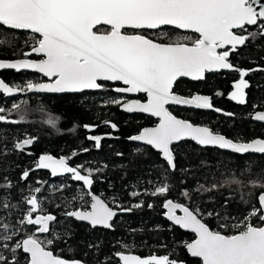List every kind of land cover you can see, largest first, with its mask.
<instances>
[{
  "label": "snow or ice",
  "instance_id": "obj_1",
  "mask_svg": "<svg viewBox=\"0 0 264 264\" xmlns=\"http://www.w3.org/2000/svg\"><path fill=\"white\" fill-rule=\"evenodd\" d=\"M181 32L192 35H180ZM259 42H264L262 0H0V51L7 49L10 54L0 55V73L30 70L42 77L17 82L7 81L0 75V96L142 93L143 101L127 100L121 95L110 97L104 104L157 118L154 126L144 127L127 139L156 151L163 161L158 180L147 181L151 190L131 192L137 199L128 205L117 196L106 200L94 191L97 174L103 169L73 165L71 159L78 155L75 151L70 156L38 155L32 167L21 169L16 181L7 174L0 175V264H88L85 258H69L63 254L60 244L67 245L73 233L70 228L57 231V225L74 220L85 222L90 230H114L120 213L155 206L138 199L142 194L162 197L161 206L166 210L167 220L194 234L195 238L184 241L182 247L195 259L188 261L175 255V250L141 257L133 254L128 245L120 246V241L115 250L101 256L102 241L94 239L87 248L97 264H264V179L259 175L249 184L262 191L256 194L255 204L244 201L249 207L239 217L228 214L221 217L215 210L205 213L199 206L168 197L173 187L168 176L177 171H192L178 167L176 146L183 141L229 150L246 157L249 168L253 161L259 164L264 159V133L250 140L239 135L229 138L207 125L178 117L169 107L187 106L235 118V113L214 105L215 97L225 95L222 91L210 96L192 94L189 90L190 94L184 96L176 86L182 78L205 81L208 74L227 70L237 74L227 98L238 105H247V90L264 88V83L253 85L247 77L257 72L264 74V64L250 60L255 66L242 68L231 57L237 55L239 59L240 50L249 45L264 50V43ZM20 111L21 102L13 100L10 106L0 103V125L25 122L23 114L19 118L13 115ZM242 119L264 125V102L253 103L251 112ZM46 123L57 128L59 117L49 115ZM104 124L119 130L112 121L106 120ZM82 127L92 132L97 125L83 124ZM105 137L119 139L111 133L88 135L86 139L94 142L93 147L99 150ZM3 139L0 133V140ZM38 139L30 134L17 137L11 151L35 155L31 147ZM133 151L142 150L137 147ZM8 152V146L4 145L0 155ZM36 170H47L51 177H66L73 184L61 181L49 186V181L38 180L29 186L30 176ZM2 171L7 173L8 169ZM180 183L183 185L186 181L181 178ZM233 183L240 185L242 181L233 175L210 187L197 182L194 189L183 187L180 195L192 201L193 194L215 191ZM229 199L225 198L222 207H228ZM49 204L60 209L59 213L52 212L46 206ZM205 215L220 217L221 223L212 228L205 221ZM229 220L235 222L229 224ZM89 252L83 253V257Z\"/></svg>",
  "mask_w": 264,
  "mask_h": 264
},
{
  "label": "trees",
  "instance_id": "obj_2",
  "mask_svg": "<svg viewBox=\"0 0 264 264\" xmlns=\"http://www.w3.org/2000/svg\"><path fill=\"white\" fill-rule=\"evenodd\" d=\"M180 35L192 34L180 33ZM240 54L239 59L237 55H233L231 60L242 68L254 67L255 65L250 60L264 64V60H261V57H264V50H259L253 45L241 49ZM0 55L7 57L10 54L7 49H4L0 51ZM0 75L7 81L20 82L25 79H36L29 74H16L11 71H4ZM236 78L237 74L234 72L219 73L208 75L205 81L198 83L181 80L176 86L178 93L184 96L190 94L189 90L192 94L199 92L210 96L216 91H222L225 95L215 97L214 105L235 113V118L186 109L170 108V110L178 117L189 118L194 122L207 125L229 138L235 139L239 135L244 140H250L253 137H258L264 133V125L242 119V117L251 112L253 103L259 105L264 102V88L252 87L247 90L248 104L238 105L227 98V93L231 91V83ZM247 79L253 85L264 83V74L257 72ZM111 96L114 97L112 92L59 97L20 95L13 99H5L0 96V103L6 106H10L13 100L21 102V111L13 115L15 118H19L20 114L25 116V122L20 125H0V133H3L5 137L0 140V151H3L4 145H7L9 149L8 155H0V175L7 174L13 181H16L21 169L32 167L38 155L50 153L56 157L70 156L75 151L78 155L72 157L73 165L84 164L85 167L103 169L101 173L97 174L94 191L106 200L117 196L125 205L134 203L137 198L132 197L130 193L133 191L143 193L145 189L150 191L151 185L147 181L158 180L162 171L160 165L163 164V161L151 148L145 149V146L129 143L127 137L137 134L144 127L153 126L155 122L148 117L122 114L118 110V106L115 105L106 106L104 101ZM140 99L143 98L140 97ZM23 101H27V104H24ZM49 115L59 117L57 128L47 125L46 120ZM106 120L116 123L119 130L114 131L109 125H105L104 121ZM83 124H95L97 127L94 131L89 132L82 127ZM108 133H111L112 137H119V139L105 137L99 150L93 147L94 142L86 139L88 135L103 136ZM29 134L39 138L38 142L31 147V151L35 155H21L12 152L11 147L14 139ZM137 147L141 148L140 153L133 151ZM84 148H88L89 151L83 152ZM117 152H122L124 155L117 156ZM176 158L179 168H188L192 171L190 173L177 171L168 176L169 182L173 185L168 197L181 203L199 206L205 213L215 210L220 213L221 217L225 214L239 217L249 207L244 201L255 204L256 194L262 191L260 188L251 187L249 181L257 175L264 179V171H262L264 159L259 164L253 161L249 168L245 164L246 157L224 153L217 149H201L190 142H182L176 146ZM105 164L106 168H104ZM3 169H8L7 173L3 172ZM233 175L242 181L240 185L226 184L215 191L193 194L192 201H186L180 195L183 187L194 189L198 186L197 182L210 187L213 183H223L226 178ZM181 178L186 181L183 185L180 183ZM38 180L49 181V186L53 183L59 184L61 181L73 184L66 177L54 178L49 175L47 170H36L30 176L28 185L32 186L33 182ZM226 197H230V199L228 207L224 208L222 205ZM53 199L57 198L53 197ZM138 199L155 206L153 208L145 206L135 209L131 213H121L115 220L114 230H90L88 226L78 224L74 220L57 225V231L70 228L73 233L67 245L60 244V248L64 249L63 254L69 258L73 256L85 258L88 264H97L96 258L87 248V244L95 239L102 241L101 256L115 250L118 247L117 241H120V246L128 245L133 254L141 257H147L150 254L164 255L175 250V255L184 257L188 261L193 260L182 247L184 241H191L193 237L169 225L162 218L161 202L163 198L142 194ZM57 202L59 203L60 200L57 199ZM46 206L54 213L58 214L60 211L55 205ZM204 219L212 228H217L221 223L220 217L217 216L205 215ZM234 222L228 221L229 224ZM69 248L74 251L69 252ZM85 252H89L87 257H83Z\"/></svg>",
  "mask_w": 264,
  "mask_h": 264
},
{
  "label": "water",
  "instance_id": "obj_3",
  "mask_svg": "<svg viewBox=\"0 0 264 264\" xmlns=\"http://www.w3.org/2000/svg\"><path fill=\"white\" fill-rule=\"evenodd\" d=\"M262 2H264V0H262ZM184 33V32H183ZM6 71H11V72H15V70H6ZM4 72V71H3ZM222 72H229V71H227V70H224V71H222ZM15 73H17V72H15ZM20 73H33V72H31L30 70L29 71H24V70H22ZM214 74H216V73H214ZM181 80H186V81H189V82H195V81H191L190 79H188V78H182ZM200 82V81H199ZM121 86H123V85H121ZM118 94V93H117ZM140 94H142V93H140ZM19 94H17L16 96H18ZM23 96H29V95H34V94H32V93H28V94H22ZM42 95H74V94H42ZM120 95H125V96H130V97H135V96H137L138 94H120ZM142 95H144V94H142ZM15 96V97H16ZM15 97H4L5 99H12V98H15ZM169 107H173V108H177V109H186V110H193V109H190V108H188L187 106H180V105H172V106H169ZM119 111L121 112V113H123V114H126V115H141V116H145V117H149V118H152L153 120H155L156 122H157V118H155V117H150V116H148L147 114H143V113H127V112H125V111H123L122 110V108H120L119 107ZM193 111H200V112H207V113H215V114H219V113H216V112H214V111H211V110H193ZM219 115H222V114H219ZM254 123H256V122H254ZM256 124H260V123H256ZM262 125V124H261ZM127 141L129 142V143H132V144H135V145H141V146H144L141 142H132V141H129L128 139H127ZM183 142H190V143H192L193 145H195L196 147H198V148H201V149H217V150H219V151H221V152H224V153H230V151L229 150H220V149H218V148H216V147H211V146H209V147H201V146H198V145H196L194 142H192V141H190V140H187V141H183ZM182 143V142H181ZM180 144V143H179ZM154 151V150H153ZM156 154H158L156 151H154ZM230 154H232V153H230ZM159 155V154H158ZM237 156H239V155H237ZM160 157V156H159ZM160 160H161V158H160ZM162 161V160H161ZM162 211H163V215H162V218L169 224V225H171V226H173L172 224H171V222L170 221H168L167 220V218H166V216L164 215V213H165V209L162 207ZM179 214V213H178ZM119 215H121V213L119 214ZM118 215V216H119ZM76 222V221H75ZM76 223H78V224H82V225H87L85 222H76ZM88 226V225H87ZM174 228H177V229H179L180 231H182L183 233H186V234H189V235H191L192 237H193V239L195 238V236H194V234L193 233H191V232H189V231H187V230H183V229H180L178 226H173ZM102 230H105V229H102ZM190 258H192L190 255H188ZM192 259H195V258H192Z\"/></svg>",
  "mask_w": 264,
  "mask_h": 264
},
{
  "label": "flooded vegetation",
  "instance_id": "obj_4",
  "mask_svg": "<svg viewBox=\"0 0 264 264\" xmlns=\"http://www.w3.org/2000/svg\"><path fill=\"white\" fill-rule=\"evenodd\" d=\"M181 33H183V32H181ZM188 34H192V33H188ZM15 73V72H14ZM220 73H230V72H220ZM232 73V72H231ZM16 74H20V73H16ZM25 74H29V75H31V76H33V77H35L36 79H42V77H40V75L39 74H37V73H25ZM216 74H219V73H216ZM208 75H214V74H208ZM181 81V80H180ZM186 81V80H185ZM189 82V81H188ZM200 82H203V81H200ZM192 83H198V82H192ZM115 86H121V85H119V84H117V85H115ZM93 93H96V92H86V93H84V94H93ZM112 94L114 95V97H119V96H121L120 94H117V93H115V92H112ZM23 96L22 94H19L18 96ZM35 96H57V97H59V96H66V95H42V94H34ZM34 95H29V96H34ZM75 95H77V96H79V95H82V94H74V95H71V96H75ZM18 96H16V97H18ZM124 96V98L125 99H127V100H135V99H140V97H142L143 99H140V100H144L145 99V96L144 95H142V94H138L137 96H135V97H130V96H125V95H123ZM15 97V98H16ZM112 97V96H111ZM139 97V98H138ZM13 99V98H12ZM170 108H173V107H170ZM118 110H119V107H118ZM200 112V111H199ZM204 113H207V112H204ZM210 113V112H209ZM123 114V113H122ZM215 114V113H214ZM126 115V114H125ZM130 116H132V115H130ZM139 116H141V115H139ZM143 117H145V116H143ZM149 118V117H148ZM152 119V118H151ZM153 120V119H152ZM154 122L155 123H157L155 120H154ZM253 122V121H252ZM155 123H154V125H155ZM153 125V126H154ZM261 125V124H260ZM152 127V126H151ZM142 130V129H141ZM139 146H141V145H139ZM54 178H57V177H54ZM85 226H87V225H85ZM100 230H102V229H100Z\"/></svg>",
  "mask_w": 264,
  "mask_h": 264
}]
</instances>
